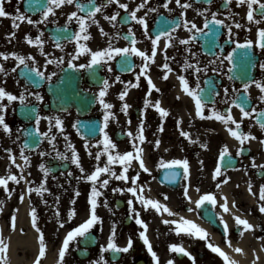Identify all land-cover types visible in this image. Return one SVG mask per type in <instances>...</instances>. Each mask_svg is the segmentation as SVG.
<instances>
[{"label":"flooded vegetation","instance_id":"1","mask_svg":"<svg viewBox=\"0 0 264 264\" xmlns=\"http://www.w3.org/2000/svg\"><path fill=\"white\" fill-rule=\"evenodd\" d=\"M85 6H88V0H80ZM105 0H96L97 4H103ZM122 3H128L129 9L132 10L136 7L141 0H121ZM165 0H148V5L144 9H141L137 13L138 16L144 15L148 11L149 7L158 9V12L148 13L146 19L149 24V33L154 35V30L157 31L167 26L163 23V18L168 20L177 19L180 16L181 9L173 4L170 5L174 9L169 13L161 5ZM184 2V0H182ZM193 8L187 10V17L194 20L199 27H203L204 17L197 15V8L209 7L205 3V0H200L196 3V0H191ZM19 5L21 12H25L31 16L33 20H40L42 18L43 8L47 5V0H31V6H29V0H11V3H6V10L9 12H15L16 6ZM39 7H43L39 9ZM212 12L218 13V19H224L227 24L232 25L234 38L243 43L247 39H257L258 27H264V23L261 25H249L246 18L247 6H236V0H233L231 6L225 7L223 0H214L210 6ZM258 8V5H254ZM75 5H66L62 9H57V16L50 17L51 20H56L57 23L40 24L39 27L29 25L26 22L21 23L19 30L14 29L11 25V21L8 18H0V51L4 52H17L19 54L28 56L32 55L36 57L34 66H38L43 70V65L46 59L64 56L65 63L60 67L55 64L49 65L46 71V75L51 72H57V76L53 77L51 83H57L62 75V72L67 68V62L70 57L66 55L71 53L75 49V41L72 40L71 34L78 31V26L73 23L68 32H66L60 38V43L64 45V51L55 47L56 40L52 37L50 31L54 27H62L66 23L67 15L72 11H75ZM116 11L121 12V16H126L127 13L123 9H119L118 5H108L103 13H97V19L100 21V25L110 35L104 37L99 27L92 25L89 32L92 35V39L88 41L89 47L93 50H100L108 46V40L111 39L117 31L121 34L127 33L128 28L132 27L136 32V37L139 43L137 46L142 50H147L150 53L151 41H149L144 35V29L141 25L135 21H129L127 24L118 22L116 28L112 27V24L104 19L105 15H112ZM86 14V13H81ZM229 14L245 27L241 29L235 28L232 19H229ZM211 18L210 13L207 14ZM259 19V16H257ZM251 31H248V28ZM43 30L44 35L42 39L45 40L44 49L49 56H42L39 52L38 46L29 45L25 36L31 34L33 38L39 35V31ZM15 31L16 37H10L9 34ZM207 31V30H206ZM174 35L177 37L175 42L176 46L167 49V55L175 57V60L165 61V54L163 52V45L165 43L162 38L160 48L157 51L156 63L151 66L150 75L156 85L161 89L160 92L152 90V95L147 96L148 85L147 80L141 77L139 88H130L129 95L126 97V102L132 105L128 110V115L120 111L121 105L124 103L118 98L119 92L124 89V85L121 83H114L109 89V95L106 100L115 105L113 111L116 113L117 120H112L109 123V127L112 129L111 138L117 143L119 151L123 153L126 150H131L132 146L130 138L124 133L131 130L136 133L138 125L141 119L145 120V135L147 141L143 147L146 151V164L151 169L150 173H144L138 168V162L133 161V167L129 169V175L135 176L136 172H140V180L137 182L139 185L144 186V192L142 193L145 198L154 199L160 201L162 204H166L174 215H169L166 212L158 213L154 209L149 208L145 210L144 206L136 200L131 193L126 191L121 194L119 192H113L112 189L116 187L127 188L133 186L132 180L119 181L114 177L110 180L109 186L101 188L103 195L99 197L100 206L97 209V213L102 217V224H97L92 230L91 235L88 238H78L79 248L76 246V242L70 245V251L66 255V264H90V261L99 260L101 255L107 259L108 264H154L151 255L147 252L146 246L139 236V232L142 231V227L135 223L133 219L134 214L130 212L127 204L128 200H133L135 207L140 213L142 218L148 224L147 235L153 245L154 251L161 258V264H167V261L172 259L175 264H192L190 258L184 255L173 253L169 250V245L176 243L183 245L187 251L191 252L196 257L197 264H224L222 258L218 254L212 253L207 247L206 242L202 239H195L185 234L177 235L173 230L176 225H166L163 220H176L180 221L181 217L192 220L196 224L200 225L207 230L209 234V240L211 243L220 246L225 252L229 254L231 258L238 261V264H264V213L259 210L261 201L259 200L260 186L264 184V175H259V168H252V158L255 157L256 163L264 164V144L260 143V140H264V130H261L256 123L257 113H253L251 117L242 118V114L235 105L231 104V100L236 98V94L232 92L233 86L236 89L242 90L243 82L241 79L229 81L227 79L228 69L230 64L225 61L224 65L220 66L222 71L214 73L211 68L217 65H209L207 73H201L199 81L193 74L192 70L184 71L182 64L187 58L189 62L195 64L199 60L200 65L203 67L208 65V61L214 59L213 53H219V47L223 46L224 54L227 55L235 47V44L228 43L227 29L221 28L219 39L216 40L211 32L208 35L201 36L197 40L193 41L191 45L185 46L178 43L179 39H187L191 34L182 27L178 29ZM68 38L65 39L64 37ZM11 40V42H9ZM215 41V43H213ZM113 45L117 47L129 46V41L124 39H113ZM186 47H191L193 52L198 53V56L193 57L190 53L185 51ZM211 49V51H209ZM238 51V50H237ZM239 51V60L235 63L237 65L236 75H239L241 64V53ZM253 59L258 62H264V54L260 52L258 48H254ZM88 57L82 56L76 63H87ZM121 59L117 58V61ZM117 61H111L113 72H108L106 69H97V73L101 78L98 83L91 82L87 73L89 70H74L80 75V88L83 92L98 94L99 88L103 78L109 79L110 82L114 80L116 75H120L121 79L125 82L131 80L135 83V73L133 71L123 72L118 67ZM131 61L135 67V72H139V65L142 64V60L139 57H131ZM167 62L172 67L173 71L168 74V79H163L165 69L162 65ZM0 63H3L8 69L10 75L4 77L0 74V86H5L8 91L19 95L23 91V86L26 84L20 77V73L23 72V66L17 68L15 73L11 72V69L16 66L18 61L9 59L4 61L0 58ZM29 64H33L29 61ZM218 64V62H217ZM63 69V70H62ZM179 75H184L188 81L189 86L193 89L196 88V84L199 83L200 87L204 89L201 94L205 98H213L215 101V107L221 113L227 112L229 107H232L234 116H238L243 119L242 130L247 132L251 131L257 136V140L246 141L244 148L245 151L242 155L236 156L240 145L239 142L233 138L227 131L226 126L221 124V131L225 134L224 139L229 143V150L237 158V167L231 170H224V176L230 177L227 184H222L220 188L216 187V180H213L214 169L217 166L219 155L214 152V140L213 136L216 132L214 125L215 119H200L195 115V101L183 91L181 82L178 79ZM249 75L255 80L264 81V70L260 69L258 64L255 68L249 69ZM19 80V84L16 81ZM211 83H206V81ZM6 81V82H5ZM48 82H43L42 86L38 88L35 85H28L30 91H39L44 96V102L40 107L42 115L54 116L59 115L65 122L66 134L69 136V130L71 125L72 114L77 115L74 109L54 110L52 108L51 94L48 91ZM224 87L229 88V103L225 104L223 101ZM215 89L219 95H215L212 91ZM249 94L252 98L251 107L246 110H251L252 107L257 108V112L264 108V103L258 100L260 95L259 89L253 85L249 89ZM179 97V98H177ZM30 99H33L30 97ZM148 99L153 103L160 101L162 107L166 108L170 115L168 117H161L154 107H148L145 112L144 101ZM205 101V100H204ZM212 101V102H213ZM207 102V101H206ZM212 102H207L205 107V115L210 116L212 110ZM12 107L17 108V112L13 113L11 108L6 115L7 122L13 128V136L8 137L2 130H0V176H6L8 174V166L10 160L8 159V153L4 151L5 148H11L16 155L17 163L24 167V161L20 157L21 146L24 141V137L21 136L19 141L13 142L17 135L16 129L28 128L34 131V120L29 122L19 112V103L13 102ZM104 109L96 102L94 116L99 118L102 122ZM146 117V118H145ZM131 119V124H128V119ZM183 119L182 124H177V121ZM237 118V117H236ZM79 119L77 116L76 121ZM123 124L125 127L118 126ZM164 125V131L159 132V126ZM232 127H235L232 125ZM181 128L191 134L193 140L199 138V143H191L189 140L180 134ZM41 132L48 130V122L42 120L40 124ZM54 133H57L56 147L62 153H67L71 157V152L65 147V140L62 135L58 134L57 129H53ZM159 138L162 141L160 149L153 147V142ZM207 144L208 147L201 148L200 144ZM167 148L168 151H164ZM41 151L49 152L51 155L41 156ZM25 154L29 156L31 165L24 167L23 175L30 182L26 184L24 180H21L20 184H16L13 181H9V191L12 192L11 198L8 197V193L0 187V201H4L3 212L0 213V235L5 243L9 244V260L10 264H13V257H15V264H34V261L38 255L39 241L38 233L32 225L31 211L36 209L37 224L39 228L45 234V241L47 244V253L42 258V264H57L58 251L62 245V241L65 238L68 231L72 228L83 223L89 215L88 198L91 192V183L85 180L79 179V177L86 173H81L76 165L71 163V160L62 161L56 153L52 150V146L47 140H44L39 149L25 150ZM80 154L82 164L84 168H87L86 156ZM163 159L164 161H170L173 159H187L190 165V187L188 189L191 201H189L183 195V189L186 184H189L188 180H185L183 175L177 177L175 180H165V173L168 169L159 167V163ZM203 161V167L201 168L200 161ZM107 157L102 156L100 165L103 166L106 163ZM96 162V161H95ZM44 163L47 167L51 168L47 180L46 187L49 189L43 196L37 195L35 192L31 195H27L28 187H38L43 182V173L39 169V165ZM97 163V162H96ZM96 165V164H94ZM119 174L122 171V166L114 164L112 166ZM182 173L181 168L175 169ZM11 171L17 176L20 175L21 169L16 168L15 165L11 166ZM72 175L69 176L68 173ZM31 173V175H29ZM54 177V178H53ZM107 174L101 176L102 179H107ZM89 183V185H88ZM249 183L252 185V192H249ZM99 187V184L97 185ZM200 191L197 192L196 189ZM79 190L80 195L77 197L75 191ZM139 191V189H138ZM206 193H212L216 196L217 204L213 206L209 202L201 207H197L195 201ZM21 194H25L23 201L20 200ZM165 195L168 199H165ZM59 202L57 203V199ZM227 197L229 211L224 212L220 207L224 203V198ZM75 199L76 204L73 205L71 201ZM107 201V206H104V201ZM46 201V203H45ZM234 202V205H233ZM72 208L77 210V215L71 220L67 221V216ZM59 209L60 215L57 216L56 212ZM191 209V210H190ZM16 216L15 229L11 226V217ZM240 216L249 220L255 227L253 230L244 231L243 235L240 234L241 228H238L234 217ZM223 216L229 225V234L227 239L232 242V247L228 246L227 239L223 232V226L220 223V217ZM67 221L64 227L61 228L59 222ZM115 224L117 230L116 242L119 246H126L129 237L134 241L133 248L128 253L114 254L111 251L101 252V246L106 245L111 235V228ZM87 247V251L81 249ZM243 249V252L237 253L235 248ZM118 257L113 259V257ZM259 257V259H257ZM101 264L103 262L101 261Z\"/></svg>","mask_w":264,"mask_h":264},{"label":"snow or ice","instance_id":"2","mask_svg":"<svg viewBox=\"0 0 264 264\" xmlns=\"http://www.w3.org/2000/svg\"><path fill=\"white\" fill-rule=\"evenodd\" d=\"M23 2V0H22ZM38 3L39 0H36ZM200 0H196V3H199ZM214 0H205V3L209 5L206 8H197L196 13L199 16L204 17V24L203 27H199L197 23L189 19L187 17V10L193 8V3L191 0H174L176 6L182 11L180 12V16L177 19L168 20L166 17L163 18V23L167 26L166 28H161L156 31V33L150 34L149 33V24L148 20L146 19L148 13L150 12H158L157 8L149 7L148 11L144 13L142 16H138L137 13L140 12L141 9H144L148 5V0H141L139 4L132 10L129 9L128 3H122L121 0H105L103 4H97L96 0H88V6L86 7L84 3L80 2V0H47V5L43 8L42 11V18L40 20H33L31 16L27 15L25 12H21L19 5L16 6L15 12H9L6 10V3H11V0H0V18H8L11 21V25L14 29L19 30L21 27L22 22H26L29 25H33L39 27L40 24H47L57 23L56 20H51L50 17L57 16V9H62L66 5H75L76 10L72 11L70 14L67 15L66 23L57 29V31L61 33H66L69 31L71 25L75 23L78 26V31L73 32L71 34L72 40L75 41V49L71 53H67L70 57L67 62V68L74 69V70H89L92 77L95 79H101L97 75V69L103 70L106 69L108 72H113L114 69L112 67L111 61H117V58L120 57L117 61L118 67L121 71H133L135 73V83L129 80L127 82L121 79L120 75H116L112 82L109 81L107 78H103L101 82V86L99 88L98 94L93 97V102H97L99 105L102 106L104 109L103 112V119H102V126L99 128V132L102 133V139H98L96 144L91 143V138L96 133V127L94 125H81V122L77 120L72 127L75 128L76 132L82 136L84 139V147L88 150L87 154L90 157H93L94 160L97 162L90 174H85L79 179L85 180L91 183V192L88 198L89 204V215L88 218L78 226L72 228L70 231L67 232L65 238L62 241V245L58 251V259L57 264H66V255L70 251V245L73 242H76L77 248H79V240L78 238L84 237L88 238L92 233L91 230L97 225L102 224V217L98 215L97 209L100 206L99 197L103 195L101 188H107L109 186L110 180L114 177L116 180L119 181H129L132 180L133 186L122 188L116 187L113 188L112 191L119 192L123 194L125 191L127 193H131L132 196L138 200L145 208L148 210L149 208L154 209L156 212H166L169 215H174L172 210L166 205L162 204L158 200L145 198L142 194L144 192V186L137 184L140 180V172L137 171L135 176L129 175V169L133 167V161L138 162V168L142 170L144 173H150L151 169L146 164L145 156L146 151L143 147L144 143L147 141V136L145 135V120L141 119L138 125V129L136 133H133L131 130H128L124 133L128 138H130V143L132 146L131 150H126L123 153L116 151L118 149L117 143L111 138L109 132L107 131L109 127V123L112 120H117L116 113L113 111L115 105L108 102L106 97L109 95V89L113 86L114 83H121L124 85V89L119 92L118 98L120 101L124 103L120 107V111L128 115V110L132 107L129 103L126 102V97L129 95L130 88H139L141 77L146 78L148 91L147 96L152 95V90L156 92H160L161 89L156 85L150 75V69L153 64L156 63V56L157 51L160 48V43L162 38L164 39L165 43L163 45V52L165 54V61L168 60H175V57H171L167 55V49L170 47L176 46L175 42L177 37L174 33L180 29H186L191 35L187 39H179L178 43L180 45L189 46L195 40H197L201 36H207L208 32H211L213 37L216 40L219 39L220 29L226 28L227 29V40L225 41L226 44L231 43L235 44V47L232 48V51L229 52L227 55L224 54L223 46L217 45L219 47V53H213L214 59L208 61V65L201 66L199 60L196 61L195 64L189 62L187 58H185L182 68L184 71H188L189 69L192 70L193 74L196 76L197 81H199L200 74L207 73L209 70V65H217L216 67H212L211 70L214 73H219L222 71L221 67L224 65L225 61H228L230 67L228 69L227 79L229 81H234L236 79H241L243 82L242 90L236 89L234 86L232 88V92L236 94V98L231 100V104L235 105L242 114V118H248L253 115V113H257L256 115V123L259 125L261 130H264V108L260 109L257 112L256 107H252L251 110H246V106L252 102V98L249 94V89L255 85L256 88L259 89L260 95L258 100L261 103H264V81L255 80L253 77L249 75V69L257 67V64L260 69L264 70V62H258L257 60L253 59L254 57V48H258L262 54H264V27H258L257 29V39L254 41L252 39H247L243 43L239 40L234 38L233 27L226 23L224 19H218V13L211 11V5L213 4ZM224 6L228 7L231 6L233 0H223ZM118 5L119 9H123L124 12L127 13L126 16H121L120 11H116L112 15H105L104 19L107 20L109 23L112 24L113 28H116L118 17L120 18V23L127 24L129 21H135L137 24L141 25L144 29L143 35L151 41V50L150 53L147 50H142L137 46L139 41L136 37V32L132 27L128 28L127 33L121 34L119 31L108 40V46L102 48L100 50H93L88 45V41L92 39V35L89 32V29L92 25H96L99 27L100 33L104 37H109V33L104 30L103 26L100 25V21L96 18L97 13H103L104 9L108 5ZM173 4V0H165V2L161 5L164 9H166L169 13L173 12L174 9L170 7ZM247 6V13L246 18L249 25H261L264 23V0H236V6ZM254 5H258L254 7ZM29 6H31V0H29ZM86 13V14H81ZM210 13L211 18L207 15ZM259 16V19L257 18ZM229 19H232V22L237 29L244 28L245 25L236 21L231 14H229ZM207 30V31H206ZM248 31H251V28H248ZM17 33L15 31L9 34L10 37H16ZM44 35L43 30L39 31V35L35 38L32 37L31 34L25 36V40L29 45L38 46L39 52L42 56H49V53L45 52L44 44L45 40L42 39ZM65 39L68 37L65 36ZM113 39H124L129 41V46L125 47H117L113 45ZM11 42V40H9ZM215 43V41H213ZM55 47L59 48L62 52L64 51V45L60 43V37H56ZM243 49L241 55V64H240V72L237 76L236 69L237 65L233 63L236 59L237 50ZM185 51L190 53L191 56L196 57L198 53L193 52L191 47H186ZM211 51V49H209ZM82 56L88 57L87 63H76ZM136 56L141 58L142 64L138 67L140 68L139 72H135V67L131 61V57ZM0 58L4 61H8L9 59H13L18 61L15 67L11 69L12 73L17 71V68L23 66L22 75L26 78L27 83L23 86V91L20 92L19 95L14 94L11 91H8L5 86H0V130H2L8 137L13 136V128L7 122L6 115L11 108L13 113L17 112V108L12 107L13 102L19 103V112L24 117L25 120L32 122L34 120V131L28 128H20L16 129V132L20 133L17 135L14 143L21 139V136L25 137L21 150H20V157L24 161V167H29L31 165V160L28 155L25 154V150H33L39 149L40 144L47 140L48 143L52 146V150L56 153V155L62 160L67 161L71 160V163L76 165L81 173H86V169L84 168L81 157L79 152L76 149V146L71 143L70 137L66 134L65 129V122L59 115L48 116L42 115L40 112V107L44 102V96L39 91H30L29 84H34L39 86L42 82L51 83L53 77L57 76V72L53 71L50 74L46 75V71L49 65L55 64L57 67L64 65L65 57H55V58H48L43 65V70L40 67L34 66L36 62V57L32 55H22L17 52H4L0 51ZM29 61H32L33 64H29ZM218 62V64H217ZM162 68L165 69V73L163 75V79H168V74L173 71L172 67L169 63L165 62L162 65ZM63 70V69H62ZM0 74H2L5 78L10 75L8 69L5 67L3 63H0ZM179 81L183 87L184 93L190 96L195 101V115L200 119H215L216 121L222 122L228 131V133L235 138L239 142V149L236 152V156H240L244 153L245 142L246 141H253L257 140V136L254 135L251 131H243L242 124L243 119L237 120L232 112V107L227 109L226 114L221 113L215 107V101L212 102V110L211 115H205V107L207 102L203 100L200 93L204 91L203 88L200 87V84H196V88L193 89L189 86V81L184 75L178 76ZM6 82V81H5ZM19 84V80L16 81ZM206 83H211V81H206ZM215 95H219L215 89H212ZM224 103H229V88L224 87ZM33 98V99H30ZM179 98V97H177ZM145 112L147 111L148 107H154L155 110L159 113L161 117H168L170 115L169 111L162 107L160 101H155L154 103L148 99L144 101ZM63 111H67L66 108H63ZM146 118V117H145ZM42 120H46L48 122V130L45 132H41L40 124ZM117 123L119 121L117 120ZM183 119L177 121V124H182ZM128 124H131V119H128ZM234 125L235 127H232ZM53 129L58 130V134L62 135L65 140V147L71 152V157L67 153L60 152L56 147V140H57V133L53 132ZM88 132V135H84V131ZM159 132L164 131V125L161 124L158 128ZM180 134L186 137L189 142L195 144L199 143V138L193 140L191 134L187 131H184L181 128ZM29 140L31 142H29ZM260 143L264 144V140H260ZM162 141L157 138L153 142V147L155 149H160ZM103 145V147L97 153H93L91 149L93 147H99ZM201 148H207L208 145L201 143ZM4 151L8 153V159L10 160V165L8 166V174L6 176H0V187H2L7 193L8 197L11 198L12 192L9 191V181H13L16 184H20L21 180H24L26 184L30 182L26 179L23 175L24 167L17 163L16 155L13 153L11 148H5ZM164 151H168L167 148ZM41 156L51 155L49 152L41 151L39 153ZM107 157L106 163L103 166L100 165L101 157ZM232 153L229 150L228 146L225 144L222 150L219 152V158L217 166L214 169L213 173V180H216V187L220 188L222 184H227L230 180V177H225L224 179H220L224 176V169L227 167H231L233 165ZM227 159V163H225ZM114 164H119L122 166V171L118 174L116 170L112 167ZM204 162L201 160L200 165L201 168L203 167ZM15 165L16 168L21 169L20 175L13 173L11 171V166ZM159 167L163 169H168L165 173V180H175L177 177L183 175L185 180L189 181V184H186L183 189V195L191 201V196L189 195V187H190V165L187 159H173L170 161H164L161 159L159 163ZM252 168H259L260 172L259 175H264V164H257L255 161V157L252 158L251 163ZM181 168L182 173L180 171H176L175 169ZM39 169L43 173V182L35 188L28 187L27 195H31V193L35 192L37 195L43 196L45 192H48L49 189L46 187L47 180L50 172L52 171L51 168L47 167L44 163L39 165ZM103 174H107V179H102L101 176ZM31 175V173H29ZM69 176L72 175L71 172L68 173ZM54 178V177H53ZM99 184V187L97 185ZM139 189V191H138ZM249 192H252V185L249 183L248 186ZM197 192L200 191L199 188L196 189ZM75 195L78 197L80 195L79 190L75 191ZM25 194H21L20 200L23 201ZM57 203L59 202V198L57 197ZM165 199L168 197L165 195ZM259 200L261 201L259 205V210L261 213H264V184L260 186V195ZM205 202L211 203L213 206L217 204L216 196L212 193H206L202 195L198 200L195 201L197 207H201L205 204ZM46 203V201H45ZM73 205L76 204V200L73 199L71 201ZM127 204L129 206L130 212L134 214L133 219L137 225L142 227V231L139 232V236L142 239L144 245L146 246L147 252L151 255V258L154 264H161V258L157 254L156 251L153 249V245L147 235L148 224L140 218V213L138 212L137 208L133 200H128ZM234 205V202H233ZM4 201H0V213L3 212ZM104 206H107V201H104ZM220 207L224 210V212L229 211V205L227 201V197L224 198V203L220 205ZM191 210V209H190ZM56 215L59 216V209H57ZM77 215V210L72 208L69 211L67 216V221H71ZM32 217V225L35 228L36 232L38 233V241H39V250L38 255L34 261V264H42V258L46 256L47 253V244L45 241V234L39 228L37 224V214L36 209L33 208L31 211ZM236 225L238 228H241L240 234L243 235L244 231L253 230L254 225L249 222V220L242 218L240 216L234 217ZM67 221H60V227L63 228L64 224ZM163 223L166 225H176L173 229L177 235L185 234L195 239H202L206 242V247L215 254H218L220 258L224 261V264H238V261L234 260L229 256L227 252H225L220 246L215 245L210 242L209 234L206 229L201 227L200 225L196 224L192 220L185 219L181 217L180 221L176 220H163ZM220 223L223 226V232L227 239L229 234V225L227 221L224 219L223 216L220 217ZM11 226L15 229L16 226V216L13 215L11 217ZM117 230L115 224H113L111 228V235L106 245L101 246V252H108L111 251L114 254L119 253H128L134 245V241L131 237H129L126 246H119L116 242ZM264 239V238H262ZM227 243L229 247H232V242L230 239H227ZM82 251H87V247L81 249ZM169 250L173 253H177L180 255L187 256L191 259L192 264H197L196 257L192 255L191 252L187 251V249L183 245H179L173 243L169 245ZM235 252L241 253L243 249L237 247L234 249ZM9 244L5 243L2 235H0V264H10L9 256ZM118 257L114 256L113 259H117ZM259 259V257H257ZM108 264L107 259L101 255L99 260L90 261V264ZM167 264H175L174 260L170 259L167 261ZM255 264V261H253Z\"/></svg>","mask_w":264,"mask_h":264},{"label":"water","instance_id":"3","mask_svg":"<svg viewBox=\"0 0 264 264\" xmlns=\"http://www.w3.org/2000/svg\"><path fill=\"white\" fill-rule=\"evenodd\" d=\"M76 79L73 74L66 73L62 77V80L57 85L50 86V89L56 93L55 98L59 100L60 105H75L81 114H86L94 106L93 96L79 94ZM81 125H94L96 127V133L93 137L99 134L100 124L97 120L83 121ZM83 134L88 135V132L85 130ZM29 142L31 141L29 140Z\"/></svg>","mask_w":264,"mask_h":264},{"label":"rangeland","instance_id":"4","mask_svg":"<svg viewBox=\"0 0 264 264\" xmlns=\"http://www.w3.org/2000/svg\"><path fill=\"white\" fill-rule=\"evenodd\" d=\"M238 116L236 115L235 118L237 117L236 119L240 120V118ZM72 125H73V121L71 122L70 130H69L70 141H71V143H73L76 146V149L78 152L86 155V160H87L86 161L87 162L86 174H90L92 171H94L91 166H93L95 164V160L93 157H90L87 154L88 150L85 149V147H84L85 141L80 137V135L76 132L75 128H73ZM118 126L125 127L123 124H119ZM221 127L222 126L219 123V121H216L215 125H214L216 132L214 133V136H213L214 152L216 155L219 154V152L222 150V148L225 144L229 147V143H230L224 139L225 134L221 131ZM107 131L109 132V135L112 132V130H110V129ZM91 143L96 144V142H91ZM100 147L102 148L103 146L100 145ZM91 151L93 153H97L98 151H100V149H98L97 147H93L91 149ZM88 185H89V183H88Z\"/></svg>","mask_w":264,"mask_h":264},{"label":"bare ground","instance_id":"5","mask_svg":"<svg viewBox=\"0 0 264 264\" xmlns=\"http://www.w3.org/2000/svg\"><path fill=\"white\" fill-rule=\"evenodd\" d=\"M13 259H14V260H13V264H15V263H16V261H15V260H16L15 257H13Z\"/></svg>","mask_w":264,"mask_h":264}]
</instances>
